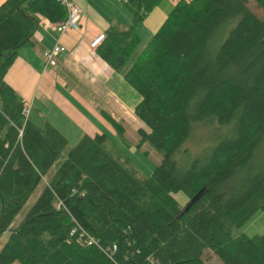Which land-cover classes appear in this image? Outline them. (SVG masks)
Returning a JSON list of instances; mask_svg holds the SVG:
<instances>
[{
	"label": "trees",
	"instance_id": "1",
	"mask_svg": "<svg viewBox=\"0 0 264 264\" xmlns=\"http://www.w3.org/2000/svg\"><path fill=\"white\" fill-rule=\"evenodd\" d=\"M162 1L125 0L132 21L112 24L97 47L141 95L135 113L149 130L138 129L140 142L163 154L147 177L106 133H85L47 178L69 140L49 121L26 120L25 102L5 77L40 17L59 23L67 10L58 0L0 3V238L9 232L0 264H151L150 257L206 264L209 250L223 264H264V234H234L264 209V164L244 187L231 185L264 136V15L251 0H178L143 45L136 27ZM253 1L264 11V0ZM205 125L221 132L194 153L188 142ZM178 192L188 196L185 205ZM57 198L65 208L55 207ZM73 219L102 248L71 234Z\"/></svg>",
	"mask_w": 264,
	"mask_h": 264
},
{
	"label": "crops",
	"instance_id": "2",
	"mask_svg": "<svg viewBox=\"0 0 264 264\" xmlns=\"http://www.w3.org/2000/svg\"><path fill=\"white\" fill-rule=\"evenodd\" d=\"M73 1L82 8L80 29L61 34L58 23L41 16L30 44L20 48L5 77L24 102H32L30 120L37 125L51 122L69 143H77L85 133H106L104 126L113 130L112 119L122 122L135 113L141 100L123 73L91 47L94 37L106 33L112 24L119 22L124 28L130 24L132 16L129 19L125 13L129 11L125 0ZM177 1L163 0L150 12L143 21L150 35L164 23ZM137 28L136 32L143 31ZM58 42L66 50L58 55L56 66L48 65L45 53ZM137 125L144 127L138 121Z\"/></svg>",
	"mask_w": 264,
	"mask_h": 264
},
{
	"label": "rangeland",
	"instance_id": "3",
	"mask_svg": "<svg viewBox=\"0 0 264 264\" xmlns=\"http://www.w3.org/2000/svg\"><path fill=\"white\" fill-rule=\"evenodd\" d=\"M170 0H165L164 3H169ZM249 6L258 14V15H264V11L262 8H259L255 1L251 0L249 3ZM173 8V7H172ZM128 18H131V13L129 11H125ZM144 22H141L137 27L138 30L143 31H137L141 34V37L143 39V45L146 44L149 39L152 37L150 35L149 31H146V28L143 26ZM222 42V39L217 37V39L214 41L215 44H219ZM131 63L129 62L127 64V67ZM126 67V68H127ZM139 119V120H138ZM124 130L122 132H119L116 130L114 124H113V130L110 129L107 126H104L106 134L109 137V143H113L119 147L120 150L123 151L124 154L128 155L131 158V164L133 167L136 168L139 176L141 177H147L150 176L156 167V165L160 164L163 158V154L157 150L152 144L147 140L144 142H140L141 135L139 134V125L138 123H141L142 126L148 129V127L145 125V123L133 112V114H130L128 116H125L122 120ZM140 121V122H139ZM149 130V129H148ZM221 132V129L218 128L217 125H205V127L201 128L200 130L196 131V136L194 140L188 142V144L193 147L194 153L198 149V146L203 143H210L214 137H217ZM76 143H69V146L65 149V151L62 153L60 159L56 162V164L53 166V169L51 173L47 176V178L52 175L54 171H56L61 163L66 159L69 151L75 146ZM264 164V136L261 140L257 150L256 155L253 163L249 167L248 170L241 173L232 183V187L239 188L244 187L247 185L248 181L256 174L258 173L259 169ZM44 189V182H42L37 190L32 194L28 202L25 204V206L21 209V211L16 216L15 220L13 221L11 228H16L20 225V223L25 219L28 212L30 211L31 207L34 205V203L39 198L40 194L42 193ZM174 197L183 205H185L189 198L184 192H178L174 193ZM240 233H246L249 236L254 235H261L264 234V209L257 210L254 214L251 215L250 218L245 220L243 224L240 227H236L234 229V234H240ZM9 232L3 233V235L0 238V250L6 240L8 239ZM206 257V264H223L222 260L215 255L210 250L207 252ZM15 264H20L19 262H16Z\"/></svg>",
	"mask_w": 264,
	"mask_h": 264
},
{
	"label": "built area",
	"instance_id": "4",
	"mask_svg": "<svg viewBox=\"0 0 264 264\" xmlns=\"http://www.w3.org/2000/svg\"><path fill=\"white\" fill-rule=\"evenodd\" d=\"M62 3V5L66 8L67 10V17L65 20L59 22L57 24V30L61 33H67L70 30H79L81 27V16H82V8L73 0H58ZM106 38L105 32L99 33L94 39L91 41V47L97 48ZM66 50V47L61 44L60 42L56 43V45L48 50L45 55L47 59V64L51 66H56L57 65V57L59 54L64 52ZM32 110V102L26 101L24 103L23 107V116L27 120L30 117V113ZM55 207L57 209H63L65 208L64 202L60 199L57 198L55 202ZM74 224L71 228V234L78 235L80 238L84 239V241L88 245H96L100 248H102V245L96 237L91 235L78 221L73 219ZM117 246L114 245L113 249L116 250ZM110 248L108 247L107 250ZM151 261V264H157V260L154 259L153 257L149 258Z\"/></svg>",
	"mask_w": 264,
	"mask_h": 264
},
{
	"label": "water",
	"instance_id": "5",
	"mask_svg": "<svg viewBox=\"0 0 264 264\" xmlns=\"http://www.w3.org/2000/svg\"><path fill=\"white\" fill-rule=\"evenodd\" d=\"M198 196H199V195H196L194 198L191 199V201H190L188 207H189V206H190V205H191V204H192V203L198 198ZM188 207H187V208H188Z\"/></svg>",
	"mask_w": 264,
	"mask_h": 264
}]
</instances>
